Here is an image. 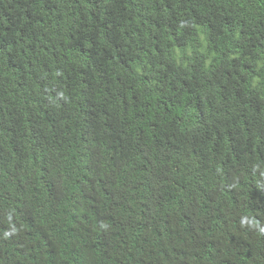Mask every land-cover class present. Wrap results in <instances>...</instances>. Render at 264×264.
<instances>
[{"label":"trees","instance_id":"1","mask_svg":"<svg viewBox=\"0 0 264 264\" xmlns=\"http://www.w3.org/2000/svg\"><path fill=\"white\" fill-rule=\"evenodd\" d=\"M0 264H264V0H0Z\"/></svg>","mask_w":264,"mask_h":264}]
</instances>
